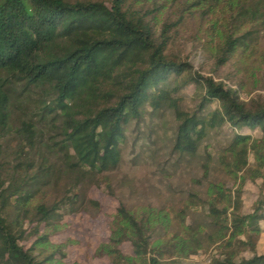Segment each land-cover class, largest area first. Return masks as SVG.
I'll return each instance as SVG.
<instances>
[{
  "label": "trees",
  "instance_id": "16d2710c",
  "mask_svg": "<svg viewBox=\"0 0 264 264\" xmlns=\"http://www.w3.org/2000/svg\"><path fill=\"white\" fill-rule=\"evenodd\" d=\"M133 3L155 11L178 4L214 19L215 72L257 54L264 39V0H0V126L19 139L0 165V264H64L65 247L50 235L65 216L99 209L91 187L115 196L109 175L131 144L152 140L148 120L165 118L173 122L170 155L198 162L199 189L181 197L172 218L119 201L99 255L112 264H184L212 251L207 264H264V194L248 213L243 201L248 183H264V96L243 100L167 54L175 24L157 35L148 13L131 16ZM15 107L26 117L14 126ZM225 128L226 143L212 151L209 139Z\"/></svg>",
  "mask_w": 264,
  "mask_h": 264
},
{
  "label": "rangeland",
  "instance_id": "374dc122",
  "mask_svg": "<svg viewBox=\"0 0 264 264\" xmlns=\"http://www.w3.org/2000/svg\"><path fill=\"white\" fill-rule=\"evenodd\" d=\"M99 1L107 5L111 0ZM132 17L138 18L148 13L153 32L159 35L165 23H174L172 39L168 45L167 54L176 55L193 66L194 71L204 77H213L217 82H223L227 87L237 90L243 100L249 101L256 95L264 96V39L258 47V53L247 55L240 62L231 61L218 71L211 57L217 36L213 35L214 19H203L199 13L182 12V6L167 4L162 10L155 11L152 3H133L129 6ZM187 95L184 107L190 109L193 99L190 96L193 88L184 91ZM35 100L33 99L32 102ZM21 109L14 108L13 123L26 115ZM26 111V110H23ZM165 118V122L157 119L153 123L148 120L153 134L152 140L139 142L132 150H127L121 167L109 175L108 183L112 186L114 197L108 189L91 187L87 197L99 203V209L88 207L78 213L67 215L63 219L59 232L50 235L52 245L65 247L66 259L64 264H112L109 256H100L101 248L109 244L115 215L119 208V201L127 207L136 210L141 215L147 210H163L169 217H174L175 210L179 209L181 197L191 190L199 189L197 180L201 177L198 162H180L178 157L170 155L168 148L172 136L173 122ZM161 123V124H160ZM231 131L226 128L219 134L212 135L208 147L217 151L226 143ZM259 137L260 133H252ZM136 137V136H135ZM134 138L131 139L133 143ZM19 139L14 132L8 133L0 126V165L13 157L12 151L17 149ZM134 151V152H132ZM221 183L237 189L234 180L221 177ZM200 191H202L200 189ZM264 194V183L258 180L248 183L244 188L243 201L245 212L253 210L256 201ZM156 214V213H152ZM152 219L155 217L150 216ZM161 236L163 232L160 231ZM171 236V233H169ZM32 243V242H31ZM28 244V247H30ZM126 256L134 257L133 248L128 243L121 247ZM258 252L264 254V237L260 242ZM212 251L201 252L197 256L186 260L184 264H207Z\"/></svg>",
  "mask_w": 264,
  "mask_h": 264
}]
</instances>
